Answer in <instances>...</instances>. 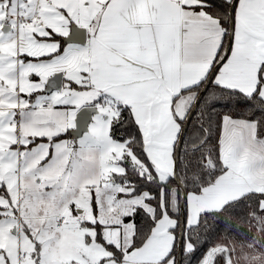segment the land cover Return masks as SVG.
<instances>
[{
  "label": "snow or ice",
  "instance_id": "1",
  "mask_svg": "<svg viewBox=\"0 0 264 264\" xmlns=\"http://www.w3.org/2000/svg\"><path fill=\"white\" fill-rule=\"evenodd\" d=\"M264 264V0H0V264Z\"/></svg>",
  "mask_w": 264,
  "mask_h": 264
},
{
  "label": "trees",
  "instance_id": "2",
  "mask_svg": "<svg viewBox=\"0 0 264 264\" xmlns=\"http://www.w3.org/2000/svg\"><path fill=\"white\" fill-rule=\"evenodd\" d=\"M193 264H195V260H193Z\"/></svg>",
  "mask_w": 264,
  "mask_h": 264
}]
</instances>
